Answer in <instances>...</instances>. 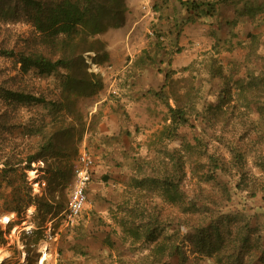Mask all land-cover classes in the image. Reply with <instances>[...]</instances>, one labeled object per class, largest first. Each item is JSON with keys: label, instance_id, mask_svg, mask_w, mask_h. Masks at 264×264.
<instances>
[{"label": "rangeland", "instance_id": "obj_1", "mask_svg": "<svg viewBox=\"0 0 264 264\" xmlns=\"http://www.w3.org/2000/svg\"><path fill=\"white\" fill-rule=\"evenodd\" d=\"M105 1L71 80L0 53V169L23 161L0 173V218L13 213L0 264H264V0ZM35 37L24 18L0 23V52ZM83 146L87 203L66 228ZM171 183L180 205L163 197Z\"/></svg>", "mask_w": 264, "mask_h": 264}, {"label": "trees", "instance_id": "obj_2", "mask_svg": "<svg viewBox=\"0 0 264 264\" xmlns=\"http://www.w3.org/2000/svg\"><path fill=\"white\" fill-rule=\"evenodd\" d=\"M109 1L112 3L114 0ZM101 5L102 2L99 0H0V23L15 22L24 18L34 27L35 41L37 39L34 48L17 51L14 49L2 50L0 53L15 57L20 64L19 69L22 74L28 73L31 69H35L41 75L58 73L63 70L66 80H71L74 77L75 58L81 56L84 51L92 50L90 47L96 41L94 34L103 30L99 16H97ZM185 6L188 9L200 8L199 4L193 1L186 3ZM212 7L211 4L210 8ZM82 45H84L83 49L80 48ZM2 97L16 103H44L46 101L44 98L30 93L9 89L3 90ZM170 111L171 117L177 122V125L187 122L184 113L174 108H171ZM35 159V155L28 156L24 160L26 164L22 170L29 169ZM212 159L215 167H222V163H219L217 158ZM22 162L19 160L8 161L7 158L0 173H6L14 165H19ZM22 174L25 176V173L22 172ZM163 197L175 204H182L178 190L173 183L164 186ZM30 199V194H26L24 197H15L16 205L11 210L19 212L28 205ZM12 214L11 212L7 213L0 218V222L9 223ZM6 233L8 232L0 229V246L6 242ZM161 249H163L161 244L155 245V254L158 255Z\"/></svg>", "mask_w": 264, "mask_h": 264}, {"label": "built area", "instance_id": "obj_3", "mask_svg": "<svg viewBox=\"0 0 264 264\" xmlns=\"http://www.w3.org/2000/svg\"><path fill=\"white\" fill-rule=\"evenodd\" d=\"M92 167L93 159L83 146L72 166L73 184L67 205L60 213V222L66 228L74 224L87 203V189L93 174Z\"/></svg>", "mask_w": 264, "mask_h": 264}, {"label": "bare ground", "instance_id": "obj_4", "mask_svg": "<svg viewBox=\"0 0 264 264\" xmlns=\"http://www.w3.org/2000/svg\"><path fill=\"white\" fill-rule=\"evenodd\" d=\"M7 257L6 252H3L2 250H0V263H2Z\"/></svg>", "mask_w": 264, "mask_h": 264}]
</instances>
